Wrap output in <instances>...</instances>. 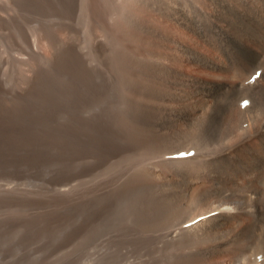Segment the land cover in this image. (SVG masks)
Segmentation results:
<instances>
[{
    "label": "bare ground",
    "instance_id": "6f19581e",
    "mask_svg": "<svg viewBox=\"0 0 264 264\" xmlns=\"http://www.w3.org/2000/svg\"><path fill=\"white\" fill-rule=\"evenodd\" d=\"M82 2L0 0V29L44 62L16 70L14 93L0 62V130L26 159L56 152L58 192L0 193L21 207L0 215V258L66 264L95 246L104 264H264V0H103L88 54L72 26ZM45 65L88 115H27Z\"/></svg>",
    "mask_w": 264,
    "mask_h": 264
},
{
    "label": "rangeland",
    "instance_id": "374dc122",
    "mask_svg": "<svg viewBox=\"0 0 264 264\" xmlns=\"http://www.w3.org/2000/svg\"><path fill=\"white\" fill-rule=\"evenodd\" d=\"M88 3L87 0H83L81 5L83 9L79 8V12L75 15L72 22L74 28L81 30V33L78 34L80 39L77 41L81 42L80 48L87 54L93 28V8L95 7L96 11L99 12L104 2L103 0H91V3ZM47 7L55 12V14L48 15L47 18L50 19L51 22L60 21L59 14H56L60 12L58 2H50L47 4ZM102 31L104 32L103 35H105V31ZM33 32V38L37 41L35 37L36 32ZM0 34H5L3 38H0V57H2L0 62L3 70V85L6 88H10L14 93L15 90L25 85L23 79L13 78L16 70L18 69L25 74H31L34 67L37 66V63L41 65V63L44 62L30 53L20 31H11V28H3L0 29ZM11 34L14 35V40ZM71 34L73 37L77 36L75 29L71 31ZM92 58H96V55L93 53ZM44 67H46L47 72L41 89L28 95L23 100V103L27 105L30 110L27 115H88V106L83 107V101L79 98L77 99V94L72 91L73 87L70 85V79L66 78L60 69H55L48 65ZM1 100L2 98L0 97V101ZM114 108L118 110L116 102L114 103ZM18 137V132L14 129H9L6 133L0 130V149H6V151L1 154L5 162H0V193L3 191H12L13 194H22L23 196L34 199L46 198L57 194L58 192L50 178L52 177L51 170H54L56 166V152H54L53 149L48 152H40L35 149L34 152L39 154V157H42V159L39 160L38 157L26 159V151L20 149L17 143ZM66 153L68 155L67 151ZM96 177L97 175L94 176V179ZM89 178V175L75 176L72 178L71 186L79 194V191L84 190V187H86ZM36 208H39V205L34 206L32 209ZM20 210L21 207L17 204H7L0 206V215H6L5 213L7 212L15 213ZM94 247L95 246L88 247L85 252L78 254L73 260L66 264H104L96 255L92 254V248ZM64 250V247H59L56 251V255H61ZM9 258L11 257L0 258V260H3L2 264H6Z\"/></svg>",
    "mask_w": 264,
    "mask_h": 264
},
{
    "label": "snow or ice",
    "instance_id": "6c2138e0",
    "mask_svg": "<svg viewBox=\"0 0 264 264\" xmlns=\"http://www.w3.org/2000/svg\"><path fill=\"white\" fill-rule=\"evenodd\" d=\"M181 155H183V154H181Z\"/></svg>",
    "mask_w": 264,
    "mask_h": 264
}]
</instances>
